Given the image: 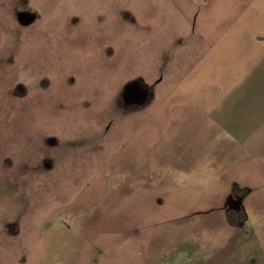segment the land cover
I'll use <instances>...</instances> for the list:
<instances>
[{"label": "rangeland", "instance_id": "1", "mask_svg": "<svg viewBox=\"0 0 264 264\" xmlns=\"http://www.w3.org/2000/svg\"><path fill=\"white\" fill-rule=\"evenodd\" d=\"M0 264H264V0H0Z\"/></svg>", "mask_w": 264, "mask_h": 264}]
</instances>
